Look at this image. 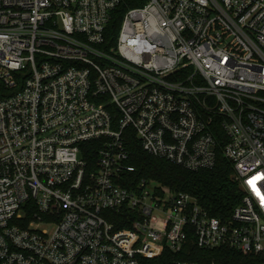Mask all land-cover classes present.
<instances>
[{
  "label": "built area",
  "instance_id": "1",
  "mask_svg": "<svg viewBox=\"0 0 264 264\" xmlns=\"http://www.w3.org/2000/svg\"><path fill=\"white\" fill-rule=\"evenodd\" d=\"M121 2L0 0V264H264V0H148L111 43ZM128 129L190 171L222 131L241 203L136 178Z\"/></svg>",
  "mask_w": 264,
  "mask_h": 264
},
{
  "label": "trees",
  "instance_id": "2",
  "mask_svg": "<svg viewBox=\"0 0 264 264\" xmlns=\"http://www.w3.org/2000/svg\"><path fill=\"white\" fill-rule=\"evenodd\" d=\"M148 0H122L112 16L107 29V40L116 42L125 12L134 7L143 6ZM127 147L131 151V163L136 166V178L156 180L177 191L188 192L196 197L198 202L215 217L227 219L241 203L243 191L235 180L233 163L225 157L222 149L226 143L222 131L216 132L219 149L217 150L216 165L211 169L190 171L164 159L154 157L145 152L134 131L128 129ZM85 146V145H84ZM89 150L86 158H96V146L86 143ZM183 257V256H180ZM176 255L166 251L161 257L149 261V264H173ZM233 256L225 257L224 262H232Z\"/></svg>",
  "mask_w": 264,
  "mask_h": 264
}]
</instances>
